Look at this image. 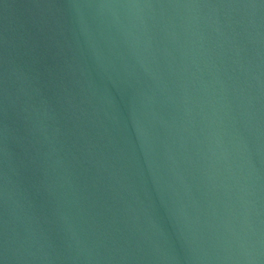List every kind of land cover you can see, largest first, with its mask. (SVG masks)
<instances>
[{
  "label": "water",
  "instance_id": "1",
  "mask_svg": "<svg viewBox=\"0 0 264 264\" xmlns=\"http://www.w3.org/2000/svg\"><path fill=\"white\" fill-rule=\"evenodd\" d=\"M0 264H264V0H0Z\"/></svg>",
  "mask_w": 264,
  "mask_h": 264
}]
</instances>
